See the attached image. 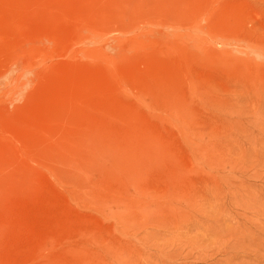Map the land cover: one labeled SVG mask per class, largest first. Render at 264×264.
Instances as JSON below:
<instances>
[{
    "label": "rangeland",
    "instance_id": "rangeland-1",
    "mask_svg": "<svg viewBox=\"0 0 264 264\" xmlns=\"http://www.w3.org/2000/svg\"><path fill=\"white\" fill-rule=\"evenodd\" d=\"M0 264H264V0H0Z\"/></svg>",
    "mask_w": 264,
    "mask_h": 264
}]
</instances>
